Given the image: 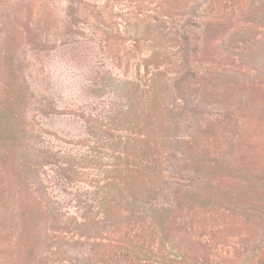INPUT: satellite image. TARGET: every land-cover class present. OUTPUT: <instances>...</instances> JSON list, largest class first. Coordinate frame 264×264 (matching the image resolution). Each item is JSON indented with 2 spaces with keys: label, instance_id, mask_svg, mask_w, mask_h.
Listing matches in <instances>:
<instances>
[{
  "label": "trees",
  "instance_id": "1",
  "mask_svg": "<svg viewBox=\"0 0 264 264\" xmlns=\"http://www.w3.org/2000/svg\"><path fill=\"white\" fill-rule=\"evenodd\" d=\"M144 2L68 0L59 19L54 0H0V264H264L257 47L234 0ZM70 40L119 70L92 89L115 100L67 112L75 139L43 126L59 109L35 62Z\"/></svg>",
  "mask_w": 264,
  "mask_h": 264
},
{
  "label": "rangeland",
  "instance_id": "2",
  "mask_svg": "<svg viewBox=\"0 0 264 264\" xmlns=\"http://www.w3.org/2000/svg\"><path fill=\"white\" fill-rule=\"evenodd\" d=\"M54 1L56 15L59 19L63 18L68 0ZM139 1H145L144 3L148 4V0H112L113 11L133 10L135 3ZM234 2L236 12H234L235 19L232 25L235 27L236 37L244 41L248 40L251 43L250 46L257 47L248 58L254 67L252 75L264 73V0H234ZM117 20L124 27V20L121 18ZM125 37V46H130L131 42L136 39L131 32L125 33ZM81 44H83L82 40L53 44L40 53L39 60H35L43 66L36 71L39 76L38 80L46 87L48 94L54 99L59 109V113L41 116V122L44 127L65 138L75 139L86 135L84 122L67 112L71 109L91 111L99 97L105 103L116 99L110 88L105 87L104 92L100 94H95L92 89L95 88L96 70L112 73H119V70L114 67L106 55L100 52L96 42L89 43L90 47L87 50L89 54L84 57L82 64H79L75 59L77 57L73 56L86 54L81 50ZM241 45L245 46V44ZM246 48L238 49L242 51ZM254 114L252 123L255 126V132L264 133V112ZM262 237L264 238V234Z\"/></svg>",
  "mask_w": 264,
  "mask_h": 264
}]
</instances>
